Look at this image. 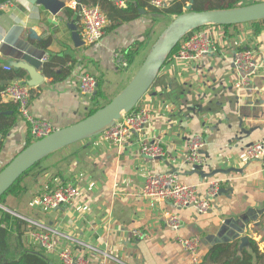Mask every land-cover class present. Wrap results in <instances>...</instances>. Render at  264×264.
<instances>
[{"label":"crops","instance_id":"1","mask_svg":"<svg viewBox=\"0 0 264 264\" xmlns=\"http://www.w3.org/2000/svg\"><path fill=\"white\" fill-rule=\"evenodd\" d=\"M177 1L181 0H163L166 8ZM257 2L264 0H242L238 5ZM64 11L54 17L37 0H11L0 7V93L17 79L10 77L19 70L22 78L18 79L28 83L30 77L23 63L37 67L43 83L30 85L29 111L34 118L51 122L56 130L83 120L93 97L103 90L109 77L120 74L123 82L131 81L142 65L140 58L146 56L148 35L155 22L151 8L146 7L134 21L114 29L109 22L103 39L88 45L76 14L65 15ZM70 25L76 27L81 42L74 41ZM238 26L236 35L226 39L221 28H214L216 53L197 61L173 57L166 62L138 105L152 116L150 127L139 138L118 147L99 134L50 155L22 179V192L9 195L2 206L27 222L26 244L40 247L26 239L27 234L52 231L55 250L43 249L56 264H61L57 254L64 247H71L94 264H194L179 238L199 237L204 260L215 245L241 240L237 238L241 233L254 239L264 252V155L255 161L245 155L249 146L264 144V28L257 33L252 23ZM42 41L50 44L43 48ZM137 42L144 43L135 60L139 66L118 68L114 53ZM155 42L148 46V54ZM240 48L255 50L258 68L250 76L249 85L238 89L235 82L242 75L234 70L232 60ZM48 62L55 76L43 72ZM85 73L98 79L93 97L79 93V79ZM103 99H107L105 93ZM0 114V122H14L6 136L0 127L2 171L34 139L17 106L1 94ZM193 135H201L206 141L201 171L215 173L211 178L203 179L185 162ZM143 141L160 144L166 156L153 159L143 155ZM231 169L236 171L221 172ZM173 172L179 174L182 183L195 186L200 197L206 196L215 182L225 191L204 215L194 208L177 210L170 202L143 195L150 174ZM60 184L79 187L80 196L74 204L52 212L34 206L37 198ZM169 213L181 218L183 228L179 232L166 226ZM134 230L142 231L143 237L134 236ZM245 246L241 241L240 247Z\"/></svg>","mask_w":264,"mask_h":264},{"label":"built area","instance_id":"2","mask_svg":"<svg viewBox=\"0 0 264 264\" xmlns=\"http://www.w3.org/2000/svg\"><path fill=\"white\" fill-rule=\"evenodd\" d=\"M68 9L72 10L78 19L81 34L85 43L93 45L100 42L104 35L109 20L103 10L90 2V0H62ZM119 7L125 6V0H110ZM151 5L157 9L166 8L163 0H152ZM213 26H205L193 32L188 38L180 43L178 53L174 59L180 61H197L205 56L217 52ZM256 53L253 48H240L233 55L232 65L234 70L241 76L236 82V88H243L249 85L250 76L258 68L256 63ZM114 62L120 69H128L129 63L123 52L114 53ZM46 61V57L44 58ZM6 70H11L9 67ZM99 86L98 79L89 73L83 74L79 79V93L84 97H93L97 93ZM31 86L20 80H13L3 91L1 96L4 100L17 106L20 115L28 122L30 133L35 141L43 139L56 128L51 122L34 118L29 111L31 98ZM152 116L149 111L137 106L133 111L124 114L122 118L103 133L102 138L112 145L123 147L134 141L145 133L150 127ZM206 145L205 139L201 135H193L187 145L185 162L192 166H202L205 164L202 150ZM140 151L149 158H164L166 152L160 144H151L143 141ZM246 157L255 161L264 155V144L257 143L246 148ZM220 183L215 182L207 191V195L200 197L195 186L181 182L177 173H152L150 174L143 188V195L149 199L170 202L175 209L182 210L194 208L197 214L208 213L213 206V201L217 197ZM80 196V189L75 185H55L34 201V206L44 211H57L63 205H72ZM166 226L172 231L179 232L183 228V222L177 213H169L165 217ZM133 235L141 238L143 233L134 230ZM30 242L37 244L46 251L55 250L54 234L52 231H32L27 234ZM183 249L189 253L194 264H203L200 255V238H179ZM61 264H94L83 255H78L71 247H64L57 254Z\"/></svg>","mask_w":264,"mask_h":264},{"label":"water","instance_id":"3","mask_svg":"<svg viewBox=\"0 0 264 264\" xmlns=\"http://www.w3.org/2000/svg\"><path fill=\"white\" fill-rule=\"evenodd\" d=\"M37 4L43 6L54 17L67 9L65 2L62 0H37ZM193 4L194 0H191L190 5L186 7V11L174 18L166 32L152 47L143 65L130 83L110 103L78 123L58 129L49 136L35 141L0 171V199L28 170L45 158L75 143L102 134L108 127L119 121L124 114L133 111L154 85L158 74L170 55L188 34L205 26H237L264 20V2L233 9L202 12L192 11ZM70 28L74 32V41L76 43L81 42V35L77 32L76 27L70 25ZM34 38L37 37L34 36ZM22 67L30 77L29 85L39 86L43 83V76L38 73L37 67L28 63H23ZM1 141L2 134L0 133V143ZM194 168L196 173H199L203 179L215 175V173H203L200 166H194ZM235 171V169H231L221 172L229 174ZM223 190L220 189L218 195ZM0 207L6 210L2 205ZM242 235L243 233L237 238L241 239L243 247L249 242V238L242 237Z\"/></svg>","mask_w":264,"mask_h":264},{"label":"trees","instance_id":"4","mask_svg":"<svg viewBox=\"0 0 264 264\" xmlns=\"http://www.w3.org/2000/svg\"><path fill=\"white\" fill-rule=\"evenodd\" d=\"M10 1L11 0H0V7ZM190 1L191 0L177 1V3L171 7L158 10L151 5V0H125L124 7H119L110 0H90V2L99 6L106 14V17L111 24L110 29H114L125 22L136 20L140 16V10L145 9L146 7H150L154 14L159 13L168 16H179L184 13L183 8H185ZM241 1L242 0H194L192 11L202 12L206 10L233 9L239 7L240 5H238V3ZM64 13L65 15H71L74 12L67 8ZM252 25L256 29V32L260 33L264 28V20L254 22ZM213 27L221 28L225 33L226 39L233 38L239 31L238 29L240 26ZM191 34L192 33L188 34L185 39ZM49 44L50 41H42L40 46L46 48ZM143 44L144 43L142 42H137L134 46L123 51L129 66H132L135 63ZM179 48L180 44L175 48L168 60H171L178 53ZM52 68L53 66L50 62L45 63L43 66V72L48 76H55ZM10 78H22V72L19 70L17 73L11 75ZM103 97L104 93L100 90L93 97L92 107L89 109L85 117L94 114L107 105L106 103H103ZM12 125H14V122L9 119L1 120V132L6 136ZM34 142L35 140L31 141L30 139L27 142L26 147ZM43 161L28 170L8 190V192L0 199V205H5L6 198L9 195H18L22 192L23 188L20 187L22 179L35 169L39 168ZM27 226V222L23 219L18 218L0 207V264H56L45 255V250L43 248L28 245L24 242V236L28 231ZM240 245L241 240L215 245L204 257L203 264H264V252L259 250V245L254 239H249V242L244 248H241Z\"/></svg>","mask_w":264,"mask_h":264},{"label":"rangeland","instance_id":"5","mask_svg":"<svg viewBox=\"0 0 264 264\" xmlns=\"http://www.w3.org/2000/svg\"><path fill=\"white\" fill-rule=\"evenodd\" d=\"M153 17H155V22L153 23V27L149 33V37H150V40L149 42L147 43L146 45V48H145V51H146V56H148V46L151 45L152 42H157L158 39L166 32V30L169 28L170 24L172 23V21L174 20L173 17H170L166 14H159V13H152L151 14ZM151 35V36H150ZM147 41H145V44H146ZM155 42V43H156ZM154 43V45H155ZM153 45V46H154ZM152 46V47H153ZM152 49V48H151ZM151 51V50H150ZM145 56V55H144ZM146 56L144 58H140L139 60V63L140 65L144 63L145 59H146ZM139 59V58H138ZM137 61V60H136ZM138 63V64H139ZM134 64H136V67H137V63L135 62ZM141 65V66H142ZM139 66V65H138ZM141 66L137 67V68H141ZM125 71H121L122 74H125L124 73ZM132 71H130L131 73ZM129 73V74H130ZM120 74L118 75H113L111 77H109L107 83L104 85L103 87V92L106 94L107 96V99L106 101L104 100L103 103L105 104H108L110 103L118 94H120L125 88L126 86L130 83L129 81H126V82H123V80L120 79ZM132 80V79H131ZM129 82V83H127ZM8 203L12 204L13 201L11 200V198H9V201Z\"/></svg>","mask_w":264,"mask_h":264}]
</instances>
